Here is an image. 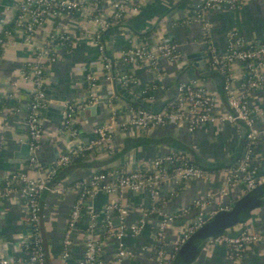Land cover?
I'll return each mask as SVG.
<instances>
[{
	"label": "crops",
	"instance_id": "crops-1",
	"mask_svg": "<svg viewBox=\"0 0 264 264\" xmlns=\"http://www.w3.org/2000/svg\"><path fill=\"white\" fill-rule=\"evenodd\" d=\"M20 0H0V35L12 27L15 5ZM199 0H150L142 12L117 28L103 34L105 51L112 63L116 77L133 76L135 84L124 86L118 82L116 88L106 82L101 65L97 60L96 46L92 41L95 26L82 14L69 18H58L47 22L36 30L33 42L43 44L53 32L70 35L68 43L52 46L57 60L45 67L46 104L40 110L44 138L35 154L37 165L28 167V158L23 160L21 146L27 144L23 129L31 85L20 78V71L31 58L33 48L22 42L20 34L12 35L0 53V135L4 139L0 153V181L11 172H26L32 179H41L55 164L60 155L77 145L87 144L94 139L93 129L100 126L108 117L106 100L114 96L117 122L127 119L129 109L143 108L158 111L166 102L174 99L176 87L182 82H195L216 96V109L227 111L222 92V81L215 70L207 64L205 48L201 44L202 23L191 21L183 23L192 15ZM110 0L101 4V10L109 7ZM204 21L210 25V41L218 54L227 48L226 36L237 32L248 45H257L264 39V0H241L234 12L214 8L204 14ZM160 41L176 46L179 58L170 63L160 60L162 75L157 78L145 68L117 62L120 53L132 43L151 47ZM93 73L96 86L93 92L99 98L92 106L79 110L76 114L77 137L71 138L63 130V112L66 104L86 102L92 90L85 82V75ZM233 86L237 90L246 87L244 66L233 64L229 67ZM155 86V88H153ZM249 106L257 110L256 126L264 119V87L249 92ZM245 128L241 123L214 125L206 124L193 133L185 126L166 125L149 131L136 128L117 127L112 140L113 154L103 151L88 154L58 170L48 186L57 182L70 185L90 178L97 172L108 170L132 171L138 166H147L157 156L170 153H183L192 163L203 167H231L241 157L245 145ZM27 154V152H26ZM251 167L253 179L264 184V138L253 145ZM224 188V179L213 177L210 181L170 180L160 188L157 201L158 211L150 213L151 200L147 191H126L118 198L116 195L98 194L86 199L81 216L72 232L68 256L62 259V238L67 227L76 193L65 191L56 194L43 191L39 197L40 234L45 250L46 264H80L85 252V236L89 222V208L98 216L95 234L102 242L99 261L101 264H157L158 244L156 233L163 216L178 214L168 225L163 250L170 252L182 230L198 215L199 209L194 201L210 193L212 195ZM244 194L243 186L234 188L223 198L217 196L203 213L226 207ZM112 201H118L127 209L125 225L131 226L145 216V227L138 236L128 231L122 242L125 250L134 253L133 258L117 260V242L110 232L119 225L117 212L109 215L112 227L109 228L103 217L104 208ZM23 198L12 193L0 199V258L18 260L23 257L20 243L30 235V226L25 221ZM245 227L255 233H264V205L255 209L243 222ZM241 224L234 226L229 233L239 234ZM110 234V235H109ZM243 264H264V243L251 245L246 250ZM17 264H26L20 262ZM172 264H184L173 262ZM191 264H231L223 246L204 248Z\"/></svg>",
	"mask_w": 264,
	"mask_h": 264
},
{
	"label": "built area",
	"instance_id": "built-area-1",
	"mask_svg": "<svg viewBox=\"0 0 264 264\" xmlns=\"http://www.w3.org/2000/svg\"><path fill=\"white\" fill-rule=\"evenodd\" d=\"M105 0H20L15 5V13L12 27L3 30L0 35V53L7 40L14 34L22 36V42L33 48L31 58L28 59L20 71V78L31 85L26 117L23 129L27 136L30 158L28 167L37 165L35 154L38 152L44 138L43 125L40 118V110L44 108L47 100L45 89L46 64L54 63L57 58L52 46L57 43H68L71 38L65 32H53L43 44H35L34 34L36 30L58 18H69L75 14H82L95 26L92 41L96 46L97 60L101 65L103 77L106 82L114 80L124 86L135 84L133 76H112L111 67L114 61L110 60L103 44V34L111 29L124 25L128 19L140 14L145 4L150 0H110L109 7L101 10V4ZM241 0H199L192 15L186 17L183 23L191 21L201 22L203 37L201 44L205 48L207 64L211 70H215L222 78V92L227 111L220 113L216 109V96L195 82H182L176 87L174 99L166 102L158 111H150L143 108L129 109L127 119L118 124L117 110L114 104V96L106 100L109 114L105 122L93 129L94 139L87 144L77 145L59 156L52 165L47 175L41 179H32L26 172H11L0 181V199L8 197L12 193H19L23 198L25 221L30 226V235L20 243L23 257L18 260L0 258V264H46L45 250L40 234V194L47 190L56 194L65 191L76 193L74 204L71 208L67 227L62 238V259L68 256L70 239L81 216L83 204L86 199L98 194L116 195L120 198L124 192L147 191L150 196V213L158 211L157 201L160 197L161 186L170 181L183 182L186 180L210 181L213 177L220 176L224 179V188L217 194L207 193L194 201V207L199 209L196 218L188 224L178 236L172 250L168 253L163 250L166 240L168 225L173 222L178 214L163 216L158 225L156 240L158 251L156 252L157 264H170L178 254L180 247L191 234L198 230L205 221L218 211L228 210L229 207H220L203 213L214 197L220 199L228 195L234 188L243 186L244 194L256 188L259 183L253 179L254 171L251 167L253 159V145L259 138H264V119L261 126L255 124L257 110L249 106V92L264 87V39L257 45H248L238 35L231 31L226 36L227 48L224 54H218L210 41V25L204 21V14L214 8H222L228 12H234ZM179 55L176 46L167 41H160L154 46L143 44H131L120 53L119 60L122 64L142 67L154 74L157 78L162 75L160 60L174 63ZM233 64L244 66L246 72V87L237 90L233 86V80L229 74V67ZM85 82L92 90L89 98L84 103L66 104L63 112V130L71 138L77 137L75 127L76 114L85 107L97 103L99 98L93 89L96 86V77L89 72L85 75ZM155 88V86H153ZM241 123L246 129L244 152L231 167H220L214 170H204L194 165L191 158L183 153H170L155 157L149 165L138 166L132 171L108 170L97 172L90 178L79 180L70 185H62L57 182L50 187L48 184L62 167L81 159L88 154L103 151L105 154H113L112 140L118 126L136 128L142 131L154 130L166 125L185 126L187 132L193 133L199 127L206 124L223 125ZM4 139L0 135V153L3 149ZM89 222L86 229V242L83 260L80 264H101L99 256L102 242L95 234L96 220L98 216L89 208ZM117 212L119 225L115 230L109 231L117 242V260L135 257L134 253L125 250L122 239L128 231L132 236H138L145 227V216L131 226L125 225L127 209L118 201L110 202L103 211V217L107 227H112L109 215ZM242 230L237 236L227 234L216 238H210L204 248L223 246L227 259L231 264H243V258L248 247L258 243H264V233H255L248 230L241 223ZM109 234V235H110Z\"/></svg>",
	"mask_w": 264,
	"mask_h": 264
},
{
	"label": "water",
	"instance_id": "water-1",
	"mask_svg": "<svg viewBox=\"0 0 264 264\" xmlns=\"http://www.w3.org/2000/svg\"><path fill=\"white\" fill-rule=\"evenodd\" d=\"M113 70L112 66L111 71ZM112 76L115 79L116 75L112 74ZM220 78L221 81H223L221 76ZM112 85V88L115 89L119 84L114 80ZM21 151L23 154L19 157L26 160L29 155L28 144H23L21 146ZM263 205L264 184L258 185L256 188L248 191L237 200L233 201L228 205V210L218 211L212 217L208 218L205 223L191 234L186 242L180 247L177 254L178 257L184 264H191L198 257L201 250L204 249L205 243L208 239L230 234L229 231L234 226L243 223L244 218L249 217L252 211L261 208ZM232 236H237V234H233Z\"/></svg>",
	"mask_w": 264,
	"mask_h": 264
},
{
	"label": "trees",
	"instance_id": "trees-1",
	"mask_svg": "<svg viewBox=\"0 0 264 264\" xmlns=\"http://www.w3.org/2000/svg\"><path fill=\"white\" fill-rule=\"evenodd\" d=\"M82 159V158H81ZM81 159H76V160H74V161H78V160H81ZM73 161V162H74ZM194 164V163H193ZM194 165H196V164H194ZM196 166H198V165H196ZM198 167H201L202 169H204V170H214V169H216V168H220V167H212V168H208V167H203V166H198ZM243 221H245V218H244V220ZM181 262V263H183L182 262V260L178 257V255H176V257H175V259L170 263V264H172L173 262Z\"/></svg>",
	"mask_w": 264,
	"mask_h": 264
}]
</instances>
